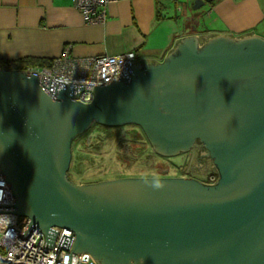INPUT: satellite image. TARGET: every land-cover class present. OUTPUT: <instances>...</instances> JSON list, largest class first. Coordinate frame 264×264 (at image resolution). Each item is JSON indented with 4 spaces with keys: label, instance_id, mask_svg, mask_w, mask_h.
I'll return each instance as SVG.
<instances>
[{
    "label": "water",
    "instance_id": "1",
    "mask_svg": "<svg viewBox=\"0 0 264 264\" xmlns=\"http://www.w3.org/2000/svg\"><path fill=\"white\" fill-rule=\"evenodd\" d=\"M142 61L94 85L89 103L75 99L81 83L0 68V166L15 198L0 204L15 210L0 212L27 216L44 234L72 230L69 264L72 252L99 264H264V37L224 33L203 44L191 35L163 62ZM94 123L138 125L169 156L200 138L218 180L75 183L72 144Z\"/></svg>",
    "mask_w": 264,
    "mask_h": 264
},
{
    "label": "crops",
    "instance_id": "2",
    "mask_svg": "<svg viewBox=\"0 0 264 264\" xmlns=\"http://www.w3.org/2000/svg\"><path fill=\"white\" fill-rule=\"evenodd\" d=\"M194 1L114 0L105 21L92 23L76 0H0V60H53L66 49L78 58L135 51L146 67L163 62L182 37H264V0H216L199 14Z\"/></svg>",
    "mask_w": 264,
    "mask_h": 264
},
{
    "label": "built area",
    "instance_id": "3",
    "mask_svg": "<svg viewBox=\"0 0 264 264\" xmlns=\"http://www.w3.org/2000/svg\"><path fill=\"white\" fill-rule=\"evenodd\" d=\"M114 0H76L87 21H105L106 6ZM136 52L102 54L94 57H72L66 49L62 56L52 60L50 66L30 68L39 74L60 82L81 83L84 89L75 98L83 102L93 100L94 85L109 84L118 79V73L126 69L125 63L136 61ZM0 180L5 186L0 190V204H14L15 198L0 166ZM218 173L210 172L204 180L215 184ZM0 210L13 211L14 206H0ZM27 216L14 212H0V264H69L75 241V233L54 226L44 234ZM70 264H99L88 252H72Z\"/></svg>",
    "mask_w": 264,
    "mask_h": 264
},
{
    "label": "rangeland",
    "instance_id": "4",
    "mask_svg": "<svg viewBox=\"0 0 264 264\" xmlns=\"http://www.w3.org/2000/svg\"><path fill=\"white\" fill-rule=\"evenodd\" d=\"M155 154L144 131L137 125L102 127L93 124L73 141L69 177L81 184L125 177H157L158 167H166L164 165L173 168L171 173H175L173 162L159 159ZM178 157H182V162L187 155Z\"/></svg>",
    "mask_w": 264,
    "mask_h": 264
},
{
    "label": "flooded vegetation",
    "instance_id": "5",
    "mask_svg": "<svg viewBox=\"0 0 264 264\" xmlns=\"http://www.w3.org/2000/svg\"><path fill=\"white\" fill-rule=\"evenodd\" d=\"M206 40L207 39L203 38V42H201V43L204 44L206 42ZM94 124L102 125L99 123H94ZM102 126L106 127L105 125H102ZM145 136L147 138L146 133H145ZM151 146H152V144H151ZM152 148H153V146H152ZM154 151H155V149H154ZM155 153H156L155 157H157L159 159L169 160L170 162H173V165L175 166V173H171V172H173L172 171L173 168H170L167 165H164L166 167H163V166L158 167L159 175L157 177L196 178V179H199V180L204 182V180L206 179V176L210 172L215 171L218 173L214 158L212 157V154L210 153L209 146H208L207 142L200 139V138H196L194 140L192 146L190 147V149L188 151H186V152L181 151L175 156H169L166 154H162L163 152L159 153L157 151H155ZM183 154H186L187 158H185L181 163H177V162L173 161L174 160L173 158H176V157L181 156Z\"/></svg>",
    "mask_w": 264,
    "mask_h": 264
},
{
    "label": "trees",
    "instance_id": "6",
    "mask_svg": "<svg viewBox=\"0 0 264 264\" xmlns=\"http://www.w3.org/2000/svg\"><path fill=\"white\" fill-rule=\"evenodd\" d=\"M161 17L162 15L160 14V11H158L157 19H161ZM51 63L52 59L45 58H24L16 61L0 60V68L29 70L30 68H36V66L47 67L50 66Z\"/></svg>",
    "mask_w": 264,
    "mask_h": 264
},
{
    "label": "clouds",
    "instance_id": "7",
    "mask_svg": "<svg viewBox=\"0 0 264 264\" xmlns=\"http://www.w3.org/2000/svg\"><path fill=\"white\" fill-rule=\"evenodd\" d=\"M4 186H5L4 181L0 180V190H2V188H3ZM0 198H2V197H0Z\"/></svg>",
    "mask_w": 264,
    "mask_h": 264
}]
</instances>
